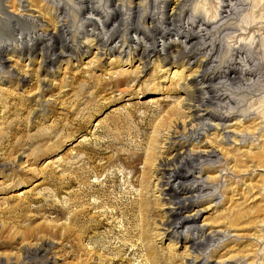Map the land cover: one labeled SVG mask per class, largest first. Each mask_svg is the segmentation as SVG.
Here are the masks:
<instances>
[{
    "label": "rangeland",
    "instance_id": "rangeland-1",
    "mask_svg": "<svg viewBox=\"0 0 264 264\" xmlns=\"http://www.w3.org/2000/svg\"><path fill=\"white\" fill-rule=\"evenodd\" d=\"M79 1L0 0V42L7 48L3 58L10 69L26 75V82H18L0 71V264H43L46 259L50 264H185L192 255L188 243L158 227L167 205L159 201L155 168L159 160H170L185 149L214 150L213 160L219 161L201 174L203 185L210 188L207 195L190 202L183 213L197 212L205 234L219 232L218 242L198 252L200 259L264 264V81L255 77L233 85L229 118L210 119L212 126L219 125L193 141L187 133L189 113L182 106L185 94L178 88L185 83L177 84L182 68L162 66L154 56L148 59V70L135 77L136 55L126 65L127 56L100 53L99 42L84 36L91 24L84 22ZM111 1L121 0L93 4L102 10ZM221 1L191 0L186 13L205 12L215 22ZM240 1L236 15L222 22L243 28L253 24L254 31H223L214 28L222 23L217 22L211 34L227 40L230 48L238 43L229 37L239 34L237 41L241 38L253 48L264 39V0L254 9L257 0ZM167 3L170 13L177 2ZM138 15L140 26L149 25L148 11ZM62 16L68 37L79 42L74 40L77 47L71 55L47 64L46 73L41 52L24 51L17 39L53 33ZM116 37L117 43L122 35ZM171 40L178 43L176 37ZM260 50L264 60V47ZM217 112L226 115L225 109ZM152 143L156 161L147 167V182L140 183ZM94 151L100 155L91 159ZM133 153L140 155L134 169ZM143 200L151 213L142 212ZM97 203L100 207L93 208ZM43 243L44 258L40 253L23 260L25 250Z\"/></svg>",
    "mask_w": 264,
    "mask_h": 264
},
{
    "label": "bare ground",
    "instance_id": "bare-ground-1",
    "mask_svg": "<svg viewBox=\"0 0 264 264\" xmlns=\"http://www.w3.org/2000/svg\"><path fill=\"white\" fill-rule=\"evenodd\" d=\"M167 1L151 0L150 3L140 0L137 4H134L131 0L128 3H124L122 0L111 1L106 3L105 8L99 10V7L93 4L97 3V0H80L83 20L85 23L91 24V30L86 29L87 33L84 36H93L97 40L96 42H99L102 47L100 53H102V50L108 54H113L116 51L118 58L121 57L122 59L127 56L123 60L126 65L136 55L139 64L138 71L136 70L137 72L134 74L135 77L142 76L140 73L148 70V59L154 56L157 59L160 58L163 63L162 66L171 64L173 67H181L182 70L177 73L179 74L177 84L185 83V86L178 85V88L181 94H185L182 106H185L187 109L186 113H189L187 115L189 117L187 125L190 128L187 129V133H189L191 140L197 141L202 135L201 132L213 129L214 126L217 127L219 125L215 124L212 126L210 124L212 120L210 119L223 121L231 115L228 110L232 108L228 106L234 101L233 96L231 97L230 94V89L233 85L250 82L255 77L264 81V60L258 56L261 51L260 48L264 47V39H260L253 48L250 46L246 47L243 42H240L243 41L241 38L240 41H237L240 35L237 34L234 37L232 33L233 36L229 38L235 39V43H238V46L230 48V45L226 43L228 42L227 40H222L218 36L213 37L211 34V30L216 27H223V31L229 28L234 30V32L245 30L248 33L254 29L255 25H249L254 22V19L250 23H246L249 25L247 28L239 27V25L232 26L222 22L224 19L230 20L233 15H236L238 5L242 4L240 0L221 1L219 15H217L218 19L215 22L209 16L207 17L205 12L201 14L193 11L187 14L188 9L186 7L191 0H174L177 3L172 9L170 8L171 12L167 13ZM254 3L253 9L258 7L260 0ZM140 11H148L150 13L151 22L149 25L144 26L143 24V26H140L143 23L138 20ZM27 17L31 20L34 19L31 16ZM136 17L138 18L135 19ZM262 18L260 17L259 22ZM63 20L64 16L54 26L53 33L44 35L31 33L32 35L27 37L20 36L17 39L21 49L24 51L32 49L41 52L38 54L41 57L40 66L42 71L46 73H50V71H46V68L44 69L47 64H53L54 61H59L60 58L71 55L77 47L74 40L76 43L79 42L74 37H68L70 30L62 22ZM95 22L101 26L100 30H98L99 26H96ZM217 22L222 23L219 25L215 24L216 26L212 28L213 26L211 25ZM117 33H120L122 38L116 43V39H118L116 37ZM172 37H176L178 43L172 42ZM223 47L227 49L226 55ZM6 49L4 44L0 42V71L2 70V74L9 78H14L18 82H26V75H20V72L10 69L6 64L7 61L3 58V53L7 51ZM184 70L189 72L185 76L181 75ZM218 109H225L224 113L226 115L224 118L219 116L222 114L217 112ZM170 123L172 122L170 121ZM164 125L165 123L159 125V127ZM182 128L183 132L185 129L183 126ZM172 129V133L175 135L178 125H172ZM153 145L152 143L148 151L145 150L147 152L143 161L144 171L142 172L140 183L147 182L145 176L150 171L147 167L150 164L153 165L156 161V158L154 159L153 149L155 147ZM93 153L91 159L100 155L98 151ZM215 153L214 150L193 152L185 149L180 153H176L170 160H159L155 167L158 173L159 201L161 204L163 203L162 206L167 205V208L164 207V210H166L164 213L165 220L162 219L163 221H161L160 219V226L158 227L163 229L166 235L170 234V237L174 240L180 239V241L183 240L188 243L187 251L189 250L192 255H189L191 258H188L185 264H212L209 262V258L202 261V257L200 259L198 252H204L211 243L219 241L217 236L219 232L211 231L205 234L201 226L197 224L195 218L197 212L194 215L183 214L184 211L188 210L190 202L198 203L201 196L207 195L205 191L210 188L203 185L206 181H202L201 174L205 170L216 168L214 162L219 161L213 160L216 157ZM133 155L130 164L134 169L136 167L134 163L138 161L140 155L137 153H133ZM108 158L113 160L111 155ZM112 178L114 179L115 177ZM210 197L211 195H209ZM147 204L145 200L140 202V208H142L141 210L144 214L152 212V208L147 206ZM99 207L100 203L93 205V208ZM115 212L114 214L117 213ZM107 215L106 213L102 214L106 218L108 217ZM110 216L108 218H111ZM235 218H238V216ZM141 221L143 222V220ZM63 229L62 236H66L68 226ZM40 253H43L40 258H44V254L47 253L44 243L35 246L29 251L25 250L22 258L24 261L32 260L34 257L39 256ZM48 262L50 261L46 259L43 264H50Z\"/></svg>",
    "mask_w": 264,
    "mask_h": 264
}]
</instances>
